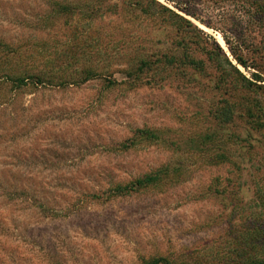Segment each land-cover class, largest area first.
<instances>
[{
	"label": "rangeland",
	"instance_id": "rangeland-1",
	"mask_svg": "<svg viewBox=\"0 0 264 264\" xmlns=\"http://www.w3.org/2000/svg\"><path fill=\"white\" fill-rule=\"evenodd\" d=\"M81 1L100 7L0 0V264H247L245 233L264 230V147L250 164H218L216 144L197 142L215 129L221 105L205 54L213 41L237 64L226 37L264 69L256 0H174L195 17L159 0L212 37L187 40L206 71L155 68L140 78L128 72L154 51L151 17L131 7L141 0L61 11ZM87 70L97 76L80 83L16 81ZM163 166L178 169L177 182L120 192Z\"/></svg>",
	"mask_w": 264,
	"mask_h": 264
},
{
	"label": "trees",
	"instance_id": "trees-1",
	"mask_svg": "<svg viewBox=\"0 0 264 264\" xmlns=\"http://www.w3.org/2000/svg\"><path fill=\"white\" fill-rule=\"evenodd\" d=\"M168 1H173L175 7L186 15L196 16L189 8L183 7L177 1ZM112 2L113 0H96L95 3L100 5V7H95L94 9L88 2L82 3L81 1L76 2V4L62 5L61 11L69 14L76 13L84 8L87 11L108 12L107 10L110 9L111 4L116 7L117 2ZM256 4L258 10L257 19L260 22V26L264 29V0H256ZM131 7L133 11L137 10L139 14L151 17L152 22L150 21L151 24L148 26L150 35H147V38H149V43L154 45V51H146L147 53L144 52L138 55L140 59L138 68L128 72L130 78H140L141 74L145 72H155V68L157 71L161 69L163 72H181L180 74L183 76L187 68L200 71L201 75L205 73L204 60L197 58L193 54L192 49L187 44V40L199 36L213 40L212 37L206 35L192 20L159 0L135 1ZM204 23L211 27L209 23ZM166 37L172 38L170 47L161 46L164 41H168ZM225 39L237 64L224 53L222 47L216 41H213L214 48L205 51L208 61L219 72V76L215 79V84L220 93L218 103L220 102L221 105L213 113L215 129L197 142V147L203 150L208 144H216L218 152L213 160L218 164L223 162L233 165L250 164L253 162V156H256L257 149L261 148V146L264 147V69L259 63H250L243 55L238 54L230 41L226 37ZM0 47L5 48L6 45L0 43ZM238 65L245 69L253 68L255 72L247 76L239 69ZM79 76V78L75 76L56 77L38 73L17 77L16 81L21 84L34 80L35 84L49 82L66 85L88 81L92 77L97 76V73L93 70H87ZM140 133L148 138L158 139V136L150 130H142ZM171 171L175 175L171 176ZM177 172L178 169L174 170L163 166L154 173L139 178L119 190L121 193L134 192L160 186L165 180H168L169 183H174L177 182ZM245 239L247 243L239 252L241 258H244L247 264H264V230L254 228L252 231L245 233ZM148 264L174 263L167 258L161 257L150 260Z\"/></svg>",
	"mask_w": 264,
	"mask_h": 264
},
{
	"label": "bare ground",
	"instance_id": "bare-ground-1",
	"mask_svg": "<svg viewBox=\"0 0 264 264\" xmlns=\"http://www.w3.org/2000/svg\"><path fill=\"white\" fill-rule=\"evenodd\" d=\"M220 40H221V39H220ZM220 42H221V44H222V43H224V41H223V40H221ZM223 45H224V44H223Z\"/></svg>",
	"mask_w": 264,
	"mask_h": 264
}]
</instances>
